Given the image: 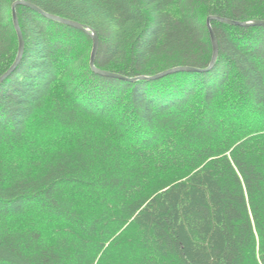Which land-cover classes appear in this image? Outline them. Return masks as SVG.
Segmentation results:
<instances>
[{
  "label": "trees",
  "instance_id": "obj_1",
  "mask_svg": "<svg viewBox=\"0 0 264 264\" xmlns=\"http://www.w3.org/2000/svg\"><path fill=\"white\" fill-rule=\"evenodd\" d=\"M91 28L126 78L204 70L208 17L264 0H0ZM0 83V264H264V25L210 20L206 71L136 81L91 37L17 5Z\"/></svg>",
  "mask_w": 264,
  "mask_h": 264
},
{
  "label": "water",
  "instance_id": "obj_2",
  "mask_svg": "<svg viewBox=\"0 0 264 264\" xmlns=\"http://www.w3.org/2000/svg\"><path fill=\"white\" fill-rule=\"evenodd\" d=\"M17 5L27 6V7L31 8V9L35 10L36 12L40 13L42 16H44V17H46L48 19L54 20L56 22H59L61 24L67 25V26H71V27L80 29L83 32H85L86 34H88L91 37V39H92V49H91L90 61H89V65H90L91 69L94 72H96L97 74L102 75V76L113 77V78H118V79H122V80H129V81H136V80H142V79H147V80H149V79L150 80L158 79V78H161V77H163L165 75H168V74H171V73H176V72H179V71H195V70L206 71V70L210 69L214 65L215 60L217 58V54H218L217 53L218 50H217L216 38H215L214 33L211 30V27H210V24H209L210 20H217V21H220L222 23L236 24V25H240V26L264 25L263 21L234 22V21H231V20H228V19L214 17V16L213 17H208L207 20H206V24H207V27H208V30H209V35H210L211 44H212V55H211L210 63H209L207 68H205L204 70H199V69H194V68H190V67H175V68L166 70L164 72H161L159 74H156L154 76H151V77L126 78L124 76H121V75H118V74H115V73H112V72H109V71L98 69V68H96L94 66V60H95L97 47H98V38H97L95 32L91 28H88V27H86L84 25H81V24H79L77 22L68 20L66 18H62V17H59V16H55V15H52V14L45 13L41 9H39L37 6H35V5L31 4V3H28L26 1H17V2H15L12 5V21H13V26H14V29H15V32H16V35H17V40H18L17 53H16V56H15V59H14L12 65L9 67V69L4 74H2L0 76V83L3 82L16 69V67L18 66V64L21 61L22 56H23L24 41H23V38H22V34H21V31H20V28H19V24H18L16 12H15V7Z\"/></svg>",
  "mask_w": 264,
  "mask_h": 264
}]
</instances>
